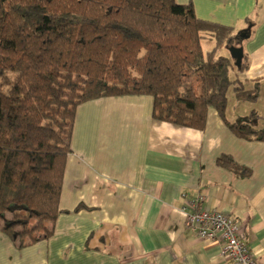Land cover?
<instances>
[{"label":"trees","instance_id":"16d2710c","mask_svg":"<svg viewBox=\"0 0 264 264\" xmlns=\"http://www.w3.org/2000/svg\"><path fill=\"white\" fill-rule=\"evenodd\" d=\"M246 33L196 18L175 0H0V232L17 248L50 238L78 106L150 96L151 117L202 130L214 109L239 139L264 142L257 114L230 124L227 93L255 103L220 55ZM203 40L214 47L204 53ZM236 176L250 171L221 156ZM82 206L75 209L78 211Z\"/></svg>","mask_w":264,"mask_h":264},{"label":"crops","instance_id":"0c3cea01","mask_svg":"<svg viewBox=\"0 0 264 264\" xmlns=\"http://www.w3.org/2000/svg\"><path fill=\"white\" fill-rule=\"evenodd\" d=\"M175 3L190 5L199 20L246 33L237 47L248 68L229 77L248 91L264 83V0ZM257 101H237L229 90L225 120L238 123L254 111L263 128ZM152 105L150 96H123L77 107L53 234L19 249L0 232V264H230L218 244L185 226L182 207L198 196L203 207L235 219L264 264V142L237 138L212 108L195 130L154 120ZM221 156L250 174L217 166Z\"/></svg>","mask_w":264,"mask_h":264},{"label":"built area","instance_id":"2783aa9c","mask_svg":"<svg viewBox=\"0 0 264 264\" xmlns=\"http://www.w3.org/2000/svg\"><path fill=\"white\" fill-rule=\"evenodd\" d=\"M198 196L182 207L186 215L185 226L200 240L220 246L221 257L230 264H258L245 243L240 225L230 216L202 206Z\"/></svg>","mask_w":264,"mask_h":264},{"label":"water","instance_id":"95a60500","mask_svg":"<svg viewBox=\"0 0 264 264\" xmlns=\"http://www.w3.org/2000/svg\"><path fill=\"white\" fill-rule=\"evenodd\" d=\"M230 59L233 61L234 66L238 69L241 65L243 58V50L241 47L231 46L227 49Z\"/></svg>","mask_w":264,"mask_h":264},{"label":"rangeland","instance_id":"374dc122","mask_svg":"<svg viewBox=\"0 0 264 264\" xmlns=\"http://www.w3.org/2000/svg\"><path fill=\"white\" fill-rule=\"evenodd\" d=\"M212 46H213L212 43H210L207 40L203 41L201 43V47H202V50H203L204 53L208 52L211 49ZM220 54H223L224 56H228L229 55V53H228V51L226 49H223L220 52ZM256 107H257L258 111L261 112L264 115V98L262 100L258 99V101L256 103Z\"/></svg>","mask_w":264,"mask_h":264}]
</instances>
